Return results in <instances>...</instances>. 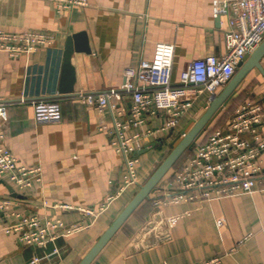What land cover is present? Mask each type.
I'll list each match as a JSON object with an SVG mask.
<instances>
[{"label": "crops", "instance_id": "0c3cea01", "mask_svg": "<svg viewBox=\"0 0 264 264\" xmlns=\"http://www.w3.org/2000/svg\"><path fill=\"white\" fill-rule=\"evenodd\" d=\"M217 1L87 0L86 8L60 15L55 5L44 0H0V28L48 32L54 39L52 46L38 48L29 56L13 58L0 53V101L8 109L4 145L19 165L39 167L42 172L41 184L33 183L22 190L7 176L0 177V200L9 197L11 210L24 216L60 218L65 225L82 226L75 234L35 246L21 243L14 233L6 234V222L0 220V264H78L110 226L185 127L204 111L209 93H200L192 100L175 129L141 140L140 150L146 145L149 149L138 157V185L127 187L93 220L79 208H96L109 195H116L125 173L123 158L111 144V134L101 132L99 126L103 122L112 126L113 119L124 121L131 104L127 96L121 101L111 99L114 106L101 114L95 106L84 105L78 94L117 89L125 68L136 67L142 59H153L156 42L174 44L173 82L191 61L224 55L227 18L213 17ZM78 32L86 33L90 53L73 52L74 92L60 95L66 37ZM260 64L264 68V57ZM242 84L209 126L213 127L211 132L224 129L246 100L264 107L263 74L254 69ZM38 100L57 101L61 119L36 124L32 103ZM144 121L141 128L128 130L126 135L158 130L164 122L161 114L144 117ZM204 134L195 143L208 137ZM153 143L155 146L150 147ZM188 159H181L162 179L151 199L139 205L91 264H196L213 257L220 258L219 264H264V169L253 193L210 202L153 206L154 199L164 192L162 186ZM262 160L264 168V152ZM179 214L181 218L169 233L157 237L153 223ZM216 219L224 223L218 225Z\"/></svg>", "mask_w": 264, "mask_h": 264}, {"label": "built area", "instance_id": "2783aa9c", "mask_svg": "<svg viewBox=\"0 0 264 264\" xmlns=\"http://www.w3.org/2000/svg\"><path fill=\"white\" fill-rule=\"evenodd\" d=\"M55 5L60 15L72 9L86 8L87 0H44ZM227 18L224 30L225 53L222 56L207 55L191 61L183 68L177 82L172 80L174 44L156 42L152 60H140L136 67L125 68L122 83L117 89L100 93H79L86 106H95L101 114L114 104L110 100L130 99L129 116L124 121L113 119L112 126L101 123L99 130L111 134V144L123 158V185L116 195H109L96 208H79L92 220L105 212L109 204L127 187L138 185V150L141 140L159 131L173 130L200 93L217 94L233 77L237 65L264 39V0H218L213 17ZM53 35L48 32H8L0 28V53L17 58L29 56L41 47H50ZM36 124L56 123L61 119V106L57 101L38 100L32 103ZM6 103L0 101V177L8 179L20 190L41 184V168L18 164L17 158L4 145L3 127L8 118ZM161 114L163 124L158 130L147 129L127 136L128 130H136L145 124L144 117ZM149 147V145H147ZM193 154L162 186L163 194L154 199L153 206H172L192 203L196 200L210 202L215 199L253 193L255 183L263 172L264 107L246 100L232 114L226 127L211 132L203 142L196 143ZM12 200L1 198L0 220L5 221L3 231L16 234L21 243L42 246L61 235L79 231L81 225H65L59 218L22 215L11 210ZM70 209L66 206H60ZM182 215L166 216L153 223L156 236L167 235ZM218 225L224 222L216 219ZM220 258L202 260L196 264H219Z\"/></svg>", "mask_w": 264, "mask_h": 264}, {"label": "water", "instance_id": "95a60500", "mask_svg": "<svg viewBox=\"0 0 264 264\" xmlns=\"http://www.w3.org/2000/svg\"><path fill=\"white\" fill-rule=\"evenodd\" d=\"M220 19V18H218ZM66 43L63 50V62L58 89L60 95H71L74 92L73 85L76 74L71 64L73 52L84 54L90 53L89 40L84 32H78L66 37ZM264 57V39L249 54H246L237 65V70L233 77L225 86L215 95L208 99L204 106V111L196 118H193L190 124L185 127L178 140L171 146L168 155L152 171L142 185L138 186V191L126 203L124 209L110 222V226L99 236L93 246L81 258L78 264H91L94 257L110 242V238L125 224L128 217L139 207L144 200L153 195L161 180L167 175L169 170L175 165L176 161L187 150H190L193 144L209 129V126L215 118L225 109L229 100L242 87L244 79L254 69L259 70L264 76V68L260 61ZM151 144L150 147H154ZM149 149L147 145L142 150L137 151L140 156Z\"/></svg>", "mask_w": 264, "mask_h": 264}, {"label": "trees", "instance_id": "16d2710c", "mask_svg": "<svg viewBox=\"0 0 264 264\" xmlns=\"http://www.w3.org/2000/svg\"><path fill=\"white\" fill-rule=\"evenodd\" d=\"M206 139H207V138H206ZM206 139H205V140H206ZM205 140H203V141H205ZM203 141H201V142H203ZM195 144H196V143H195ZM191 149H192V148H191ZM191 149H190V150H191ZM190 150H187V151H185V152L183 153V155H182V156L176 161L175 165L169 170V172L167 173V175L171 172L172 169L176 168L177 163H178L181 159H183V158H185V157H186V158H191V156H192L193 153L190 152ZM167 155H168V153H167ZM167 155H166V156H167ZM166 156H165V157H166ZM167 175H166V176H167ZM172 179H173V177L170 178V181H171ZM146 180H147V179H146ZM161 181H162V180H161ZM144 182H145V181H144ZM151 196H152V195H151ZM150 199H151V197H150L149 199L144 200V201H147V200H150ZM152 200H153V199H152ZM152 200H151V201H152ZM144 201H143V202H144ZM141 204H143V203H141ZM141 204H140V205H141Z\"/></svg>", "mask_w": 264, "mask_h": 264}, {"label": "rangeland", "instance_id": "374dc122", "mask_svg": "<svg viewBox=\"0 0 264 264\" xmlns=\"http://www.w3.org/2000/svg\"><path fill=\"white\" fill-rule=\"evenodd\" d=\"M212 129H213V127L209 128V130H207V131L205 132L204 136L207 137L208 134H210V132L212 131ZM194 145H195V143L193 144V146H194ZM193 146H192V148H193Z\"/></svg>", "mask_w": 264, "mask_h": 264}]
</instances>
